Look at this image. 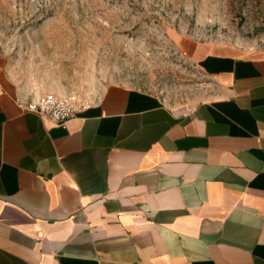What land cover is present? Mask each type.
Segmentation results:
<instances>
[{
    "label": "crops",
    "instance_id": "0c3cea01",
    "mask_svg": "<svg viewBox=\"0 0 264 264\" xmlns=\"http://www.w3.org/2000/svg\"><path fill=\"white\" fill-rule=\"evenodd\" d=\"M185 47L188 110L114 85L63 128L0 82V264H264V52Z\"/></svg>",
    "mask_w": 264,
    "mask_h": 264
},
{
    "label": "rangeland",
    "instance_id": "374dc122",
    "mask_svg": "<svg viewBox=\"0 0 264 264\" xmlns=\"http://www.w3.org/2000/svg\"><path fill=\"white\" fill-rule=\"evenodd\" d=\"M186 40L264 52V0H0V82L81 107L121 85L188 110L214 85Z\"/></svg>",
    "mask_w": 264,
    "mask_h": 264
},
{
    "label": "built area",
    "instance_id": "2783aa9c",
    "mask_svg": "<svg viewBox=\"0 0 264 264\" xmlns=\"http://www.w3.org/2000/svg\"><path fill=\"white\" fill-rule=\"evenodd\" d=\"M25 111L35 113L44 121L66 128L77 117L82 108L75 98H62L53 94L26 99L21 102Z\"/></svg>",
    "mask_w": 264,
    "mask_h": 264
}]
</instances>
